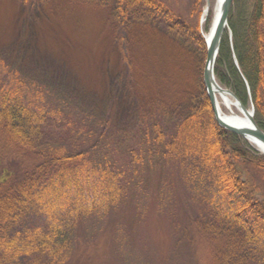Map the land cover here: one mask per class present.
Instances as JSON below:
<instances>
[{
  "label": "rangeland",
  "instance_id": "obj_1",
  "mask_svg": "<svg viewBox=\"0 0 264 264\" xmlns=\"http://www.w3.org/2000/svg\"><path fill=\"white\" fill-rule=\"evenodd\" d=\"M161 1L177 14L176 22L164 23L162 15L140 7L122 20L115 0H42L31 4L27 0H0V57L33 86L32 90L44 92L47 105L61 113L58 121L46 120L41 139L33 143V153L23 151L0 129V181L16 173L15 178H21L36 162L33 154L49 147L62 148L70 156L85 153L98 164L102 160L109 163L115 152L113 143L117 140L110 137L127 142L118 163L125 197L111 213L102 234L79 232L69 264H121L114 240L116 223L122 224L129 245L145 264H213L217 250L223 247L201 228L202 222L213 223L205 206L183 192L176 193V179L162 164L161 148L154 153L158 147L141 134L142 129L149 131L156 124L165 136L171 135L178 119L206 95V49L199 48L183 23L199 24L204 37L201 16L205 0L200 2L201 12L192 17L191 9L199 7L197 0ZM251 10L252 0H233L232 21L240 16L238 23H243ZM226 31L230 39L229 23ZM19 37L23 47L14 60L11 44ZM131 60L138 73H125ZM116 87L119 93L114 103ZM143 90L150 92L146 95ZM170 94L172 99L176 96L174 106L163 108L159 103L170 101ZM154 99L159 106L153 104ZM126 149L135 150L142 158L138 170L127 159ZM163 189L174 196L166 209L160 210L154 197ZM137 190L148 194L143 212L134 197ZM20 209L6 226L9 236L44 224L34 208ZM216 227L220 230L219 225ZM227 231L225 228V251L233 247L230 236L237 239L236 233ZM245 250L237 247L234 252L239 251V260L229 264H253ZM34 261L50 264L45 259L20 260L17 264Z\"/></svg>",
  "mask_w": 264,
  "mask_h": 264
},
{
  "label": "trees",
  "instance_id": "obj_2",
  "mask_svg": "<svg viewBox=\"0 0 264 264\" xmlns=\"http://www.w3.org/2000/svg\"><path fill=\"white\" fill-rule=\"evenodd\" d=\"M32 1L40 3L42 0H27V3ZM197 1L199 7L191 9V17L201 12V0ZM115 2L122 20H126L130 11L137 7L162 15L164 23L172 24L178 20L177 14L161 0ZM211 16L210 13L207 26ZM231 16L232 12L228 18L231 37L228 39L225 30L214 76L218 84L229 89L243 106H253L254 121L264 132V0H252L251 13L243 23H238L242 20L240 16L234 21ZM183 23L199 48L205 50L199 24ZM45 30H49L47 26ZM21 38L12 44L7 43L14 49V60L20 57L16 52L23 47ZM126 68L125 73L139 72L132 60L127 61ZM18 73L0 57V129L23 151L33 153V143L41 139L46 120L58 121L61 113L57 107L47 105L44 92L32 90L33 86L22 80ZM143 91L146 95L150 92ZM118 93L117 87L113 89L114 103ZM141 97L145 98L143 93ZM172 97L170 94L171 102L167 99L159 104L172 109L176 96ZM115 105L108 111L109 115ZM147 131L141 130L143 139L152 140L159 148L155 147L154 153L161 148L162 164L176 179V193L183 192L193 202L201 203L213 219V223L201 224L205 234L223 245L217 250L213 264L239 260V251L234 252L237 247L248 250L245 251L253 264H264V155L215 123L206 95L196 100L190 112L178 119L171 135L165 136L156 124ZM105 135L104 132L102 136ZM115 137H110L111 141L117 142L113 143L115 152H112L109 163L103 160L92 163L85 153L70 156L62 148L49 147L33 154L36 162L21 178H15L16 173L0 181V264H17L27 259L69 264L81 230L88 236L103 233L111 213L126 194L118 163L127 142ZM125 152L136 169L139 163H143L135 150ZM147 196L143 190L134 193L141 212L145 210ZM173 196V192L163 189L154 197V204L157 203L160 210L166 209ZM22 207L34 208L43 217L44 224L23 234L9 236L6 226L15 217L13 213ZM225 228L237 235V239L230 236L233 247L226 251ZM114 238L121 264H145L129 245L120 223L115 224ZM31 264L39 263L34 261Z\"/></svg>",
  "mask_w": 264,
  "mask_h": 264
},
{
  "label": "water",
  "instance_id": "obj_3",
  "mask_svg": "<svg viewBox=\"0 0 264 264\" xmlns=\"http://www.w3.org/2000/svg\"><path fill=\"white\" fill-rule=\"evenodd\" d=\"M232 2L233 0H221L219 6V14L208 42H206L205 38L203 37L205 41V49H206V60L203 70V85L205 88L206 97L210 103L214 121L220 128L234 135L239 136L249 144L250 142H255L264 145V132L257 126V124L254 121L253 106H251V113L249 114V122H250L249 128H239L224 122L218 116L216 110L215 93L217 91H222L229 93L233 97V99L238 103L240 109L243 112L247 111L245 106L242 105V103L229 89L223 88L217 83L214 76V65L219 52L222 36L228 25V16L230 9L232 7ZM260 154L264 155V153H260Z\"/></svg>",
  "mask_w": 264,
  "mask_h": 264
},
{
  "label": "bare ground",
  "instance_id": "obj_4",
  "mask_svg": "<svg viewBox=\"0 0 264 264\" xmlns=\"http://www.w3.org/2000/svg\"><path fill=\"white\" fill-rule=\"evenodd\" d=\"M221 0H205V5L203 8V13L201 16V26L202 33L205 38V41L208 42L214 25L216 23L218 14H219V6ZM211 16V22L207 26L208 16ZM216 97V110L218 116L226 123L233 125L239 128H249V114L251 113V109H247L246 112H243L238 103L233 99V97L227 93L222 91H217L215 93ZM251 147H253L259 153H264V145L250 142Z\"/></svg>",
  "mask_w": 264,
  "mask_h": 264
}]
</instances>
